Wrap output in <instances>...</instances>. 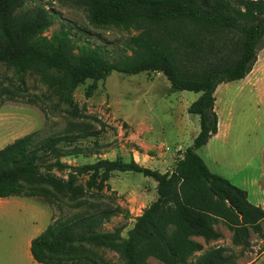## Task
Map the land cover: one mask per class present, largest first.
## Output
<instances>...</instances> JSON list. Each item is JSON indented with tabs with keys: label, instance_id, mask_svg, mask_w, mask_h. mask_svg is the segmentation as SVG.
Returning <instances> with one entry per match:
<instances>
[{
	"label": "trees",
	"instance_id": "1",
	"mask_svg": "<svg viewBox=\"0 0 264 264\" xmlns=\"http://www.w3.org/2000/svg\"><path fill=\"white\" fill-rule=\"evenodd\" d=\"M62 1L85 7L96 21L135 26L139 32L129 39L131 54L111 59L100 48L77 46L65 25L43 36L54 23L43 5L0 0V67L13 68L21 77L39 74L75 114L74 93L89 79L88 97L113 71L161 72L174 90L201 92L189 106L200 117V132L167 172L120 157L77 166L64 162L65 156L85 153L77 142L93 134L89 131L43 136L36 130L0 148V198L37 197L49 203L68 198L81 204L90 186L98 180L102 186L113 171L139 172L157 181V199L137 216L127 237L122 226L102 230L113 212L100 209L51 222L31 240L33 258L58 264L94 244L117 252L124 264H149L151 256L164 264H192L191 257L204 249L196 237L206 242L221 238L219 222L232 231L235 245L250 247L252 231L264 239V208L249 200L247 190L212 172L197 152L219 131L217 88L245 78L264 47V0ZM21 89L0 79V109ZM84 175H89L88 186L78 180ZM225 252L222 246L211 248L195 264H235Z\"/></svg>",
	"mask_w": 264,
	"mask_h": 264
},
{
	"label": "rangeland",
	"instance_id": "2",
	"mask_svg": "<svg viewBox=\"0 0 264 264\" xmlns=\"http://www.w3.org/2000/svg\"><path fill=\"white\" fill-rule=\"evenodd\" d=\"M28 3L43 5L54 18L43 36L51 37L65 25L72 29L71 36L77 46L100 48L111 59L131 54L129 39L139 32L133 25L96 21L85 7L73 1L28 0ZM0 79L5 84L13 82L22 87L20 95L6 99L0 109V148L36 130L43 136L89 131L93 134L77 142L85 153L65 156L64 162L77 166L99 158L120 157L167 172L200 132V117L190 113L189 106L201 92L174 90L161 72L113 71L106 80L98 81V88L90 97L86 95L87 87L93 82L89 79L74 93L79 107L76 114L39 74L21 77L13 68L1 65ZM240 84V80H235L219 85L215 93L216 109L229 131L224 127L226 132L223 130L197 150L212 172L230 181L239 166L252 158L255 147L264 141V78L256 88H240ZM58 173L67 176V171ZM78 180L88 186L89 175ZM98 183L99 180L90 186L81 204L68 198L55 203L24 198L27 207L18 216L0 218V264H30L25 252L28 237L39 234L53 221L100 209L113 212L102 230L113 231L122 226V235L127 237L137 216L158 197L157 181L139 172L113 171L102 186ZM216 228L222 237L206 242L199 236L204 249L191 257L192 264L217 246L225 247V255L235 264H264V239L257 233L251 232L252 244L243 248L233 243V233L223 222L217 223ZM86 248L87 253L62 257L56 263L124 264L119 254L108 247L86 244ZM148 263L164 264L153 256Z\"/></svg>",
	"mask_w": 264,
	"mask_h": 264
},
{
	"label": "crops",
	"instance_id": "3",
	"mask_svg": "<svg viewBox=\"0 0 264 264\" xmlns=\"http://www.w3.org/2000/svg\"><path fill=\"white\" fill-rule=\"evenodd\" d=\"M263 78H264V47L260 50L258 55V60L255 63L252 71L245 78L239 79L242 82V84H240V88L242 87L244 88L248 86L256 88L260 85ZM216 103H217V97H216ZM216 110L217 112H219L218 108ZM218 115H219V131L215 136H218L223 130L225 132L226 130L229 131L228 126L225 125L223 126V122L222 120H220V112L218 113ZM224 127L226 130L224 129ZM255 149L256 152L253 153L252 158L250 160L247 159V161H245L243 164L239 166L238 173L236 174V176H234L233 179H231V181L234 184L238 185L239 187L247 190L249 200L252 203L262 206L264 208V141L260 143L258 146H256ZM24 198H36L37 200H40L37 197H26V196H17V195L0 198V218L2 217L11 218L14 216V214H17L18 216L19 211L27 207V204L23 202ZM37 235H32L27 239L25 252L27 258L30 261V264H43L37 262L33 258V255L31 253V240Z\"/></svg>",
	"mask_w": 264,
	"mask_h": 264
}]
</instances>
